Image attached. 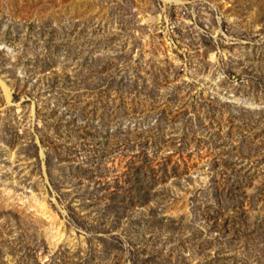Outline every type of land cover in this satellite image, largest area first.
I'll return each instance as SVG.
<instances>
[{"label":"rangeland","instance_id":"obj_1","mask_svg":"<svg viewBox=\"0 0 264 264\" xmlns=\"http://www.w3.org/2000/svg\"><path fill=\"white\" fill-rule=\"evenodd\" d=\"M0 264H264V0H0Z\"/></svg>","mask_w":264,"mask_h":264}]
</instances>
